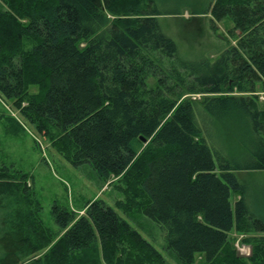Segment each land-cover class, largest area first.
Listing matches in <instances>:
<instances>
[{
  "label": "trees",
  "instance_id": "16d2710c",
  "mask_svg": "<svg viewBox=\"0 0 264 264\" xmlns=\"http://www.w3.org/2000/svg\"><path fill=\"white\" fill-rule=\"evenodd\" d=\"M204 11L229 18L236 42L191 60L162 31L157 0H0V94L73 166L119 177L116 207L162 227L178 264H264V194L250 208L233 173L264 170V0ZM205 118L241 124L247 166L213 149ZM31 178L0 164V264H165L102 199L80 216L54 204L52 233Z\"/></svg>",
  "mask_w": 264,
  "mask_h": 264
},
{
  "label": "rangeland",
  "instance_id": "374dc122",
  "mask_svg": "<svg viewBox=\"0 0 264 264\" xmlns=\"http://www.w3.org/2000/svg\"><path fill=\"white\" fill-rule=\"evenodd\" d=\"M208 3L209 0H157V9L161 14L156 17L162 31L173 39L179 54L187 59L195 60L202 57L214 59L226 46L234 45L236 42L228 32V28L232 25L229 18L213 22L209 13H202ZM152 81L153 78L148 79L150 85ZM257 94L261 102L259 106H264V89ZM188 98L199 101L203 95H189ZM205 119L200 123L207 137L211 135V138H208L213 143V149L225 154L226 157L229 156L231 161L233 159L238 165L247 166L249 154L240 149V143L243 141L239 133L241 124L237 123L238 128L235 129L226 124L215 128L210 119ZM246 145L245 143V147ZM1 163L13 165L17 170L31 175L33 191L42 206L39 217L52 233L58 232L51 216L52 205L67 207L73 210L76 216H80L84 214L86 203L102 199L153 244L162 254L165 264H178L173 254L165 249V231L162 227L140 212L130 210L128 214H124L116 207L117 201L125 199V195L118 189L122 187L119 177L112 176L107 181H101L88 164L73 166L43 135L35 131L34 126L20 114L12 101L6 100L0 94ZM233 173L245 187L244 198L250 208L259 205L264 194V170H250L244 167L234 170ZM236 198L238 196L234 197ZM60 235H55L53 243ZM231 235L237 239L234 245L238 253L248 256L251 251L250 246L240 242L242 236L235 233ZM50 246L41 250L37 257L48 252ZM199 260L201 257L197 255L195 262Z\"/></svg>",
  "mask_w": 264,
  "mask_h": 264
},
{
  "label": "bare ground",
  "instance_id": "6f19581e",
  "mask_svg": "<svg viewBox=\"0 0 264 264\" xmlns=\"http://www.w3.org/2000/svg\"><path fill=\"white\" fill-rule=\"evenodd\" d=\"M14 120V119H13ZM16 122V121H15ZM31 176V175H30ZM32 179V178H31ZM31 184H32V182H31ZM98 200V199H97ZM96 201V200H95ZM53 206V205H52ZM52 208V207H51Z\"/></svg>",
  "mask_w": 264,
  "mask_h": 264
},
{
  "label": "water",
  "instance_id": "95a60500",
  "mask_svg": "<svg viewBox=\"0 0 264 264\" xmlns=\"http://www.w3.org/2000/svg\"><path fill=\"white\" fill-rule=\"evenodd\" d=\"M142 139V138H141ZM143 140V139H142ZM144 141V140H143Z\"/></svg>",
  "mask_w": 264,
  "mask_h": 264
}]
</instances>
